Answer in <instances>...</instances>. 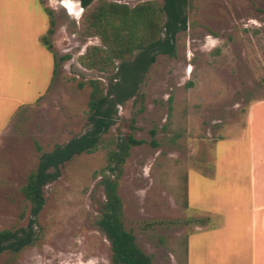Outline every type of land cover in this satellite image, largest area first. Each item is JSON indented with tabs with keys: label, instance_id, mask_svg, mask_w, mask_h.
<instances>
[{
	"label": "rangeland",
	"instance_id": "374dc122",
	"mask_svg": "<svg viewBox=\"0 0 264 264\" xmlns=\"http://www.w3.org/2000/svg\"><path fill=\"white\" fill-rule=\"evenodd\" d=\"M114 1L134 7L148 0ZM46 9L55 23L52 51L42 42ZM83 12L78 0H0V231L27 225L31 206L21 188L41 153L86 131L88 82L109 85L79 63L88 47H103L81 33ZM261 93L264 0H190L176 56L157 57L138 94L118 106L104 144L67 163L45 188L41 242L0 264H112L96 224L94 200L104 192L94 173L106 166L114 140L130 132L146 143L131 149L120 179L123 220L153 264H250V216L239 209V182L225 179L246 156L241 127L249 99ZM213 157L214 177L204 176ZM209 218L223 227L204 231L209 222L196 220Z\"/></svg>",
	"mask_w": 264,
	"mask_h": 264
},
{
	"label": "trees",
	"instance_id": "16d2710c",
	"mask_svg": "<svg viewBox=\"0 0 264 264\" xmlns=\"http://www.w3.org/2000/svg\"><path fill=\"white\" fill-rule=\"evenodd\" d=\"M83 9L80 19L81 33L99 37L102 46H90L79 58L87 70L107 76V85L101 79L90 80L88 126L84 133L72 137L65 144L56 145L49 152H42L38 165L27 177L21 193L31 206L29 221L24 227L0 231V257H17L30 247L37 246L42 238L38 216L46 205L45 188L56 182L65 165L73 159L96 152L106 141L110 129L119 116V105L135 97L150 67L159 55L176 56L178 34L188 29L190 0H148L134 7L114 0H78ZM50 28L42 42L49 50V40L55 25L52 12ZM119 62L117 65L116 62ZM154 137L156 132H151ZM130 132L119 136L107 149L106 166L94 173L104 192V199H95L96 224L110 243L112 264H153L137 244L135 235L126 229L123 216L124 204L119 194L120 179L133 147L145 144ZM154 147L158 143L153 139ZM41 152V147H37ZM183 192L185 208L189 207L188 178ZM207 220L196 222L207 224Z\"/></svg>",
	"mask_w": 264,
	"mask_h": 264
},
{
	"label": "crops",
	"instance_id": "0c3cea01",
	"mask_svg": "<svg viewBox=\"0 0 264 264\" xmlns=\"http://www.w3.org/2000/svg\"><path fill=\"white\" fill-rule=\"evenodd\" d=\"M249 100L244 115V128L241 127V130H247L248 133L246 156L235 160L234 169L237 171H229L225 182H239V209L248 214L251 220L247 226L252 247L250 264H264V93ZM231 132L224 139L231 138ZM214 163L215 157L210 159L209 172L206 175L202 173L204 176L214 177ZM205 227L209 228L204 231L217 229L223 227V221L214 226L210 220Z\"/></svg>",
	"mask_w": 264,
	"mask_h": 264
}]
</instances>
